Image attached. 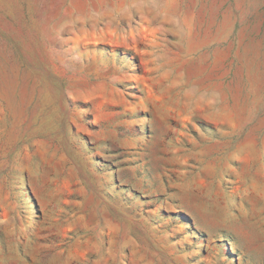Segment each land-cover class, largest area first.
<instances>
[{
	"label": "rangeland",
	"instance_id": "1",
	"mask_svg": "<svg viewBox=\"0 0 264 264\" xmlns=\"http://www.w3.org/2000/svg\"><path fill=\"white\" fill-rule=\"evenodd\" d=\"M0 264H264V0H0Z\"/></svg>",
	"mask_w": 264,
	"mask_h": 264
}]
</instances>
